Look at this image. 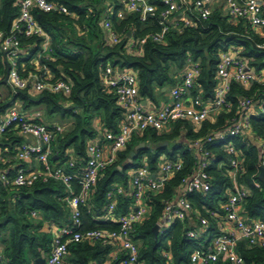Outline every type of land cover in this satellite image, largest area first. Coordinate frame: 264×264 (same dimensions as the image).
I'll return each instance as SVG.
<instances>
[{
	"label": "trees",
	"instance_id": "16d2710c",
	"mask_svg": "<svg viewBox=\"0 0 264 264\" xmlns=\"http://www.w3.org/2000/svg\"><path fill=\"white\" fill-rule=\"evenodd\" d=\"M64 5L70 15L34 12L35 18L50 39V52L47 57L39 58V65L48 70L51 80H64L71 87L70 94L32 92L30 86L15 93L1 84L5 75L3 54L0 52V86L8 88V96L0 100V115L9 106L19 103L21 110L27 114L41 110L43 116L35 118L36 123L59 118L66 122L64 130L57 134L51 149V163L58 166L73 161L75 168H65L66 173L74 175L71 181L73 194L79 192L77 178L88 158V145L96 139L99 131L116 133L124 119V109L120 106L114 92L105 86L101 73L109 66L113 71L131 72L137 80L139 100L156 103L157 90L173 87L181 76L186 62L191 59L197 63L200 74L196 79L197 92L204 102L214 96L216 85V68L219 53L232 45L240 50L239 57L247 62L255 72L264 70V30L254 31L241 22L231 23L227 17L213 11L207 20L196 19L190 14L194 25L179 24V28L162 34L160 42L153 36L161 34V27L155 19L142 22L139 14L129 13L124 18H117L116 12L123 9L120 0H54ZM156 8L157 14L164 9L161 0H147ZM19 0H0V31H8L18 16ZM110 13L112 27L121 38L113 45L103 40L102 20ZM141 42L140 52L133 53L126 46L130 40ZM23 49H27L28 63L41 50L42 39L20 37ZM22 61H18V73L21 77L40 76L44 71H34L28 65L24 71ZM29 77V76H28ZM27 78V77H26ZM179 81V79H178ZM238 97L253 98L261 105L257 113L251 116L252 132L262 136L264 128V86L254 84L248 89L232 82L228 100L232 103L230 111L215 115L214 121L206 120L200 126L180 121L169 126L170 131L148 129L132 135L125 148L118 152L114 165L104 168L93 186L85 205L80 206L81 231L101 229L115 231L118 224L110 220H98L107 215L106 194L115 186H121L127 195L118 197L116 215L129 211L132 203L130 195V173L146 164L151 171L156 170L159 159L169 161L181 159L184 169L165 181L157 194L149 193L146 205L149 215L133 228L132 239L139 246V257L148 264H169L164 256L169 254L172 264H190L194 250L206 245L218 234L216 223L207 212L221 214V204L229 192L234 191V184L247 192L241 203V212L249 217L264 222V181L259 178L260 153L255 144L248 146L240 138H227L225 142L205 144L212 157L207 168L210 188L205 194L191 193L187 196L198 216L208 218V229L198 240H188L185 232L198 229L189 220L185 223L175 222L163 234L154 236L152 228L158 222L164 208L176 193L182 178L187 176L196 162L195 155L188 151L184 140L196 141L222 130L229 125L236 115ZM263 103V104H262ZM52 126V125H50ZM49 126V127H50ZM25 140L17 130L7 129L0 135V170L7 164L6 156L13 157L18 146ZM167 146H163V143ZM139 143L145 148L135 151L130 161L129 154ZM233 143L241 161L242 171L231 178L229 167L230 155L224 145ZM172 148L168 150V145ZM3 161L5 163H3ZM12 165H24L16 159ZM40 167V166H39ZM11 175V174H10ZM258 185V188L255 186ZM70 192L59 181L39 180L27 188L5 187L0 182V244L1 253L6 264H29L34 258L48 256L54 238L55 228L71 225L70 208L67 200ZM35 214L34 216L32 214ZM195 219V218H194ZM205 238L207 242L204 243ZM237 252L243 264H264V247L248 246L245 242L237 245ZM113 248L100 243H69L63 264H121L122 258L113 260ZM212 264H232L219 259Z\"/></svg>",
	"mask_w": 264,
	"mask_h": 264
},
{
	"label": "built area",
	"instance_id": "2783aa9c",
	"mask_svg": "<svg viewBox=\"0 0 264 264\" xmlns=\"http://www.w3.org/2000/svg\"><path fill=\"white\" fill-rule=\"evenodd\" d=\"M121 3L123 9L116 12L117 18L122 19L129 13H137L142 22L147 19H155L158 22L161 34L152 37L155 42H160L162 34L179 28L181 24L194 25L190 14L195 13L196 19L207 20L216 4L223 7L224 15L229 22H241L254 31L264 30V0H161L164 9L158 14L156 8L147 0H121ZM17 6L18 16L12 22L10 29L0 31V52L9 66L6 85L13 93L30 86L35 93L47 91L70 94L71 87L64 80L52 81L45 74L40 76L33 74L23 78L18 73V61L23 50L20 37L42 39L38 58L51 51L50 39L36 20L34 12L70 15L67 8L54 0H19ZM102 29L113 45L118 44L121 37L112 27L110 13L103 17ZM140 44L141 42L131 39L126 48L130 52L137 53L141 50ZM239 52L238 48L230 45L219 53L214 96L207 102H204L198 93L193 95V92L198 91L196 79L200 69L197 63L188 58L179 81L170 90V104L156 111L146 110L140 106L137 80L131 72L113 71L111 67H105L101 73L102 80L105 86L117 96L118 103L124 109V119L116 133L103 131L100 137L89 143L88 158L77 178L79 187L77 194L71 191L74 175L65 172L66 167L75 168L74 162L69 161L63 166L50 162L53 157L51 145L57 134L64 130L63 125L49 127L43 123H36L34 121L36 117L29 118L17 107L18 105H15L18 102L9 106L5 113L0 115V135L11 128L17 130L19 135L35 141L34 144L24 141L18 146L14 159L24 165H16L13 175H10L8 170H0V182L5 187L17 189L31 187L39 180L52 179L61 182L70 192L67 204L70 207L71 225L61 228L57 236L53 238L51 250L44 264H63L68 244L83 241L111 246L112 259L122 258L121 264H148L139 257V246L132 239L133 228L149 215V208L145 202L148 194L159 193L165 181L184 169V162L181 159L159 161L154 171H151L146 164L133 170L130 173L129 182L132 203L125 214H115L117 199L125 194L124 189L115 185L106 194L107 204L104 209L107 217L118 224V229L115 231L101 229L81 231L80 206L86 204L100 172L116 163L118 152L125 148L133 134L142 133L148 129L161 132L169 128L171 124L180 121L200 126L213 115L232 109V103L228 100L232 82L245 89L254 84L264 86V70L253 71L247 62L239 57ZM187 100L190 101L189 105H186ZM258 108L261 109V105L258 106L253 98L238 97L236 115L228 126L203 139L189 141L186 144L187 150L195 155L196 162L192 171L182 178L174 196L164 203L163 212L156 223L158 234L165 233L175 222L183 224L187 220L192 226L195 225L198 228L188 229L185 232L188 240H198L207 231L208 218L198 216L187 199L191 193L205 194L210 188L211 178L206 170L212 155L204 149L205 144L225 142L227 138H240L246 146L255 144L261 155L258 166L260 170L264 169V128L262 136H256L252 132L250 123L251 116L257 113ZM223 148L230 155V176L234 180L242 171V161L233 143H227ZM32 161L38 163L40 167H29L28 164ZM255 186L258 188L257 184ZM246 196L247 192L234 184V191H230L226 201L221 204V214L207 212L209 218L216 223L218 234L213 236L206 245L193 251L190 264H212L221 258L232 264H243V259L236 249L240 242H245L248 246L264 247V222L241 212V203ZM206 239L204 243L207 242ZM164 256L169 264H172L171 256L169 254ZM0 264H6L1 253Z\"/></svg>",
	"mask_w": 264,
	"mask_h": 264
},
{
	"label": "crops",
	"instance_id": "0c3cea01",
	"mask_svg": "<svg viewBox=\"0 0 264 264\" xmlns=\"http://www.w3.org/2000/svg\"><path fill=\"white\" fill-rule=\"evenodd\" d=\"M121 1V0H120ZM220 4H216L215 5V9H214V11L216 12V11H218V12H220V13H222V14H224V9H223V7L222 6H219ZM104 36H103V40H105L106 42H108V43H110V41H109V39H107V35L105 34V32H104V34H103ZM28 56H29V53H28V51H27V49H23L22 50V52H21V56H20V59L19 60H21L22 61V63H21V68H22V71H24L25 70V68L28 66V65H30L31 66V68L34 70V71H44V73L43 74H45L48 78H51V76H50V74H49V72H48V70H44V67H42L41 65H39V58L36 56L35 58H33V59H31L28 63H26L25 62V60L28 58ZM46 57H47V55H45ZM185 69V68H184ZM184 71V70H183ZM30 74L31 73H28V75L26 76L27 78H28V76H30ZM182 74V73H181ZM26 77H24V78H26ZM177 79V82H178V79H180V77L179 78H175V80ZM7 86V85H6ZM3 87V86H1V88H0V99L3 101V100H5L6 99V97L8 96V86L7 87ZM174 87V86H173ZM171 88L172 87H166V88H163V89H161V90H157V93L155 94V99H156V103H153V102H151V101H147V100H139V98H138V100H139V104H140V106L143 108V109H146V110H150V111H156V110H159V109H161V108H163L164 106H166V105H168V104H170V102H171V97H170V90H171ZM15 104V103H14ZM190 104V101L189 100H187V102H186V105H189ZM15 105H19V103H17V104H15ZM17 107H19V106H17ZM20 109H21V107H20ZM22 111V110H21ZM23 112V111H22ZM34 112V111H33ZM33 112H31V113H29V114H27V112H24L29 118H31V119H34V117H36V118H41L43 115L42 114H38V116H37V114H35V113H33ZM214 119H215V115H213L209 120L210 121H214ZM61 120L59 119V118H53L52 120H44V122H43V124H45V125H47V126H50V125H58V124H60V125H63V126H66V122H60ZM192 124V123H191ZM194 125V124H193ZM194 126H197V125H194ZM67 128V127H66ZM165 132H168V131H170V129L169 128H167L166 130H164ZM102 133H103V131H99V135H98V137H100L101 135H102ZM21 136V135H20ZM22 138H24V140L25 141H27V142H29V143H31V144H34L35 143V141L33 140V139H31V138H29V137H26V136H21ZM97 137V138H98ZM184 134L182 133L181 134V136H180V141L182 142V143H184V146H185V148L187 149V146H186V144L188 143V141L186 142L184 139ZM172 145V144H171ZM166 146H167V144H166ZM13 159H14V157H13ZM11 157H9L8 158V156H6V158H5V160L7 161L6 163L3 161V163H5V164H7V166H5L3 169H5V170H8L9 171V173L10 174H14L15 173V166L16 165H12V164H10L11 163V160H13ZM163 160H167L164 156L163 157H161L160 159H159V161H163ZM29 167H31V168H38L39 167V164L38 163H36L35 161H32V162H30L29 164ZM27 165V166H28ZM2 170V169H1ZM260 175V174H259ZM260 178V177H259ZM264 181V180H263ZM116 186H119V185H116ZM130 193H131V188H130ZM124 195H127V193H125ZM123 196V195H122ZM131 206V205H130ZM70 208V207H69ZM98 220H110V221H114L113 219H111V218H108L107 217V215L105 216V217H102V219H98ZM63 228V227H62ZM60 230H61V228H55L54 230H53V234H54V237L55 236H57V234L60 232ZM1 249H2V246H1V244H0V253H1ZM2 254V253H1ZM3 256V255H2ZM39 258H43L44 260H46V258H47V256L46 257H39ZM37 258H34V259H32L30 262H29V264H35L34 262H35V260H36ZM4 261V260H3ZM172 262V261H171ZM4 263H5V261H4Z\"/></svg>",
	"mask_w": 264,
	"mask_h": 264
},
{
	"label": "water",
	"instance_id": "95a60500",
	"mask_svg": "<svg viewBox=\"0 0 264 264\" xmlns=\"http://www.w3.org/2000/svg\"><path fill=\"white\" fill-rule=\"evenodd\" d=\"M4 64H5V67H6L5 68V75H4V77H3L2 81H1V84L6 85L7 84V79H8V73H9V66L7 65V62H6L5 58H4ZM40 145L42 146V143H40ZM163 146H166V142L163 143ZM143 148H145V144H143V143H139L137 146H135L134 151L130 152L128 160L130 161L131 159L134 158V156H135L134 152L135 151L142 150ZM52 159L55 161L57 159V156L54 155L52 157ZM259 177H260L261 181L264 180V169L260 170ZM152 233L154 234V236H157V234H158V225H154L153 226ZM34 263L35 264H44L45 260L43 258H37Z\"/></svg>",
	"mask_w": 264,
	"mask_h": 264
},
{
	"label": "rangeland",
	"instance_id": "374dc122",
	"mask_svg": "<svg viewBox=\"0 0 264 264\" xmlns=\"http://www.w3.org/2000/svg\"><path fill=\"white\" fill-rule=\"evenodd\" d=\"M37 56V55H36ZM0 88H1V86H0ZM19 106V108H20V104L18 105ZM33 113H35V114H42L43 115V112L41 111V110H35ZM61 122V121H60ZM64 125V124H63ZM65 129H66V126H65ZM170 148H172V145L171 144H169L168 145V150L170 149Z\"/></svg>",
	"mask_w": 264,
	"mask_h": 264
}]
</instances>
